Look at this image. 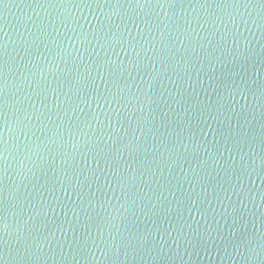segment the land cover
Listing matches in <instances>:
<instances>
[{"label": "water", "instance_id": "1", "mask_svg": "<svg viewBox=\"0 0 264 264\" xmlns=\"http://www.w3.org/2000/svg\"><path fill=\"white\" fill-rule=\"evenodd\" d=\"M0 264H264V0H0Z\"/></svg>", "mask_w": 264, "mask_h": 264}]
</instances>
